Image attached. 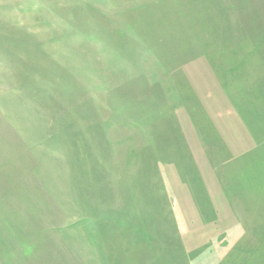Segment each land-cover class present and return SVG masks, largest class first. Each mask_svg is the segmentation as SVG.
<instances>
[{"label":"rangeland","instance_id":"rangeland-1","mask_svg":"<svg viewBox=\"0 0 264 264\" xmlns=\"http://www.w3.org/2000/svg\"><path fill=\"white\" fill-rule=\"evenodd\" d=\"M241 86L264 0H0V264H264Z\"/></svg>","mask_w":264,"mask_h":264},{"label":"crops","instance_id":"crops-1","mask_svg":"<svg viewBox=\"0 0 264 264\" xmlns=\"http://www.w3.org/2000/svg\"><path fill=\"white\" fill-rule=\"evenodd\" d=\"M226 89V88H224ZM238 91V92H237ZM225 93L228 94V104L231 105V108L238 113L239 117V131H246L247 130V123L251 124L253 126V133H254V139L256 140L254 145H257L256 149H253L254 152V186L256 188H259L258 195H262V188L264 186V147L261 149H258V147H261V145H264V132H263V125H264V105L259 104L257 100L254 97H251L250 100L255 101L256 106H247L248 103V96H247V90L243 88L242 86L238 89H226L224 90ZM233 93V94H232ZM238 94L239 97V103L238 108L236 106V103L232 101L231 95ZM264 103V102H263ZM235 114V113H233ZM236 116V114H235ZM259 141V142H258ZM258 142V143H257ZM261 145H260V144ZM251 165H248V167L245 166V169L243 167L241 168V164H238V169H236L240 175L242 172H245L246 169H249ZM235 170V171H236ZM242 170V172H241ZM239 175V176H240ZM244 175V174H242ZM258 176V178H257ZM262 197V196H261ZM259 208V207H258Z\"/></svg>","mask_w":264,"mask_h":264}]
</instances>
